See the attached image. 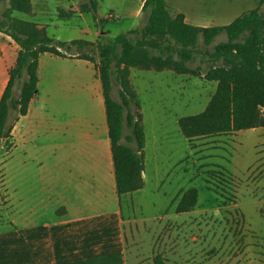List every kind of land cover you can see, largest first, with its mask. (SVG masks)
<instances>
[{
	"label": "rangeland",
	"instance_id": "obj_1",
	"mask_svg": "<svg viewBox=\"0 0 264 264\" xmlns=\"http://www.w3.org/2000/svg\"><path fill=\"white\" fill-rule=\"evenodd\" d=\"M81 1L31 0L30 11L12 10L11 14L46 32L36 20L56 21L50 25L51 35L47 32L55 40L53 34H70L64 25L73 23L92 37L94 45L74 46L68 51L91 54L97 61L98 42L147 22L140 0H99L98 12L104 16L98 17L83 10ZM200 1L166 0L174 16L180 12L179 6L191 9ZM126 2L131 5L128 13L123 11ZM9 7L8 0H0V23H8L3 13ZM60 8L70 15L61 13ZM261 9L264 11V4ZM77 32L74 29L71 34ZM0 37L16 43L20 50L6 25L0 28ZM226 39L225 32L209 44L200 38L198 52L188 62L191 68L199 69L198 75L131 66L128 78L132 94L122 84L123 64L112 58L110 96L123 106L121 141L134 146V141L127 138L133 130L127 121L129 113L140 120L146 134L142 187L122 196L128 218L127 241L136 256L132 264H155L158 254L166 264H264V127L189 141L178 124L181 116L204 110L215 92L216 82L206 80L203 72L222 64L221 59L214 60L208 53ZM26 78V73L16 78L15 97H19ZM15 114L13 111L12 116ZM10 146L8 140L0 141V183L3 158ZM191 187L199 191L197 205L191 211L178 212L180 198Z\"/></svg>",
	"mask_w": 264,
	"mask_h": 264
},
{
	"label": "crops",
	"instance_id": "obj_2",
	"mask_svg": "<svg viewBox=\"0 0 264 264\" xmlns=\"http://www.w3.org/2000/svg\"><path fill=\"white\" fill-rule=\"evenodd\" d=\"M258 4L201 0L185 9L177 3L187 23L205 27L228 25ZM130 7L126 2L123 11ZM36 21L49 35L50 25L57 24ZM64 26L70 34H53L56 40L93 41L73 23ZM18 50L0 37V98ZM5 140L11 146L1 166L0 264H132L136 256L127 241L128 218L117 189L96 62L79 57L78 51L40 53L38 93Z\"/></svg>",
	"mask_w": 264,
	"mask_h": 264
},
{
	"label": "trees",
	"instance_id": "obj_3",
	"mask_svg": "<svg viewBox=\"0 0 264 264\" xmlns=\"http://www.w3.org/2000/svg\"><path fill=\"white\" fill-rule=\"evenodd\" d=\"M10 7L3 13L10 35L20 45L16 66L9 69V81L0 98V141L11 137L13 123L26 114L33 97L38 93V61L42 52L49 51L64 55L63 50L72 47L94 45L85 39L70 42L56 41L35 23L14 17L12 10L28 12L31 0H8ZM242 13L225 26H194L185 21L184 13H171L166 0H145L142 9L147 22L108 41L96 44L98 61L91 54L78 51V56L96 62L104 87L106 111L111 138L117 189L120 196L142 187V172L145 166L144 148L146 134L139 119L128 114L127 121L133 126L134 146L121 141L123 138V106L110 96L111 62L116 58L123 64L122 84L132 94L128 78L131 66L144 68H170L177 73L199 74V69L190 67L197 44L202 37L211 43L216 35L225 32L227 39L216 43L208 56L222 60V64L210 66L203 77L216 82V89L204 110L197 114L181 116L179 127L184 136L195 138L231 133L249 128L264 127V11L261 6ZM81 8L90 10L98 17L99 0H82ZM61 13H65L60 8ZM66 15L70 12L66 11ZM101 22L103 18H98ZM152 37H161L154 40ZM155 49L159 53H153ZM178 58H176V56ZM26 73L19 97L13 95L16 78ZM11 111H16L11 119ZM199 191L187 189L180 198L177 211L187 212L195 208ZM155 264H166L161 254ZM254 264V263H250Z\"/></svg>",
	"mask_w": 264,
	"mask_h": 264
}]
</instances>
